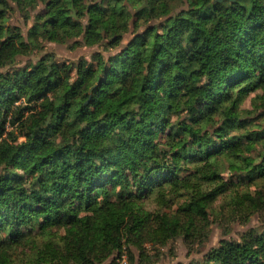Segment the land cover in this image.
<instances>
[{"label": "trees", "instance_id": "trees-1", "mask_svg": "<svg viewBox=\"0 0 264 264\" xmlns=\"http://www.w3.org/2000/svg\"><path fill=\"white\" fill-rule=\"evenodd\" d=\"M45 41L96 49L19 59ZM230 185L264 210V0H0V264L191 238ZM190 264H264V229Z\"/></svg>", "mask_w": 264, "mask_h": 264}, {"label": "rangeland", "instance_id": "rangeland-1", "mask_svg": "<svg viewBox=\"0 0 264 264\" xmlns=\"http://www.w3.org/2000/svg\"><path fill=\"white\" fill-rule=\"evenodd\" d=\"M11 22L20 23V27L24 35H26L29 22L25 24L17 12L11 13ZM42 43V49L34 50L28 55L19 57V59L23 62L36 60L44 52L48 51L52 52L54 58L59 61L72 62L80 57L89 59L91 53L96 49V46L83 45L71 48L68 43L60 44L51 41ZM253 94V92L248 94L243 101V107H251L250 100ZM222 177L224 180H229V170H222ZM233 180H236V178L233 177ZM239 187L241 188V186ZM236 188V186L230 185L227 191L217 196L208 209L206 220L198 221L199 231L191 238H184L181 235L170 239L164 244L159 240L158 242L142 240L139 243L141 247L138 244L129 243L126 248H123L127 256V264H190L203 258L204 254L212 246L217 245L220 239H240L242 234L248 230L264 229V210L255 211L246 218L243 214L234 210L231 198ZM180 203H182V199L177 198L170 209L176 210L178 208L177 205ZM147 206L150 209L153 208L150 203ZM165 211L170 210L168 208ZM163 238L161 237V240ZM141 250L143 251L142 253ZM118 254L119 252L109 256L99 264H114L113 257L116 259Z\"/></svg>", "mask_w": 264, "mask_h": 264}, {"label": "built area", "instance_id": "built-area-1", "mask_svg": "<svg viewBox=\"0 0 264 264\" xmlns=\"http://www.w3.org/2000/svg\"><path fill=\"white\" fill-rule=\"evenodd\" d=\"M127 256L125 252H122V254L120 255V257H118L116 259V264H127L126 262Z\"/></svg>", "mask_w": 264, "mask_h": 264}, {"label": "water", "instance_id": "water-1", "mask_svg": "<svg viewBox=\"0 0 264 264\" xmlns=\"http://www.w3.org/2000/svg\"><path fill=\"white\" fill-rule=\"evenodd\" d=\"M73 15H74V13H73Z\"/></svg>", "mask_w": 264, "mask_h": 264}]
</instances>
